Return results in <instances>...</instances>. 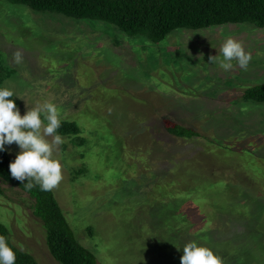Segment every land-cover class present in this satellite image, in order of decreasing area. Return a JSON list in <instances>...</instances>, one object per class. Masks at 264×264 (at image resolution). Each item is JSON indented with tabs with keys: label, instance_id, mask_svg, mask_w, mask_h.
I'll return each mask as SVG.
<instances>
[{
	"label": "rangeland",
	"instance_id": "obj_1",
	"mask_svg": "<svg viewBox=\"0 0 264 264\" xmlns=\"http://www.w3.org/2000/svg\"><path fill=\"white\" fill-rule=\"evenodd\" d=\"M229 37L251 54L246 69L211 63ZM0 68L21 115L51 102L79 126L54 149L63 179L52 191L98 264H181L191 241L223 264H264V103L244 99L264 86V27L177 29L154 42L0 0ZM171 120L197 137L168 133ZM5 150L12 160L20 151ZM32 205L0 180L12 243L39 264H60Z\"/></svg>",
	"mask_w": 264,
	"mask_h": 264
},
{
	"label": "trees",
	"instance_id": "obj_2",
	"mask_svg": "<svg viewBox=\"0 0 264 264\" xmlns=\"http://www.w3.org/2000/svg\"><path fill=\"white\" fill-rule=\"evenodd\" d=\"M38 12H54L75 19H96L109 22L132 35L145 34L154 42L162 41L177 29L200 30L226 24L252 23L264 27V0H13ZM7 76L0 68V87ZM17 106L19 98L15 95ZM244 99L264 103V86L246 89ZM168 133L179 138L197 137L191 128L169 121ZM79 126L62 121L57 133L79 136ZM83 143V141L81 142ZM80 143V144H81ZM13 160L5 150L0 152V180L20 188L33 200L32 212L46 232L51 255L60 264H98L97 257L76 238L52 190L39 186L28 189L24 182L11 176ZM25 183V184H23ZM4 236L16 253L15 264H39L30 253L19 249L10 239L9 229L0 222Z\"/></svg>",
	"mask_w": 264,
	"mask_h": 264
},
{
	"label": "clouds",
	"instance_id": "obj_3",
	"mask_svg": "<svg viewBox=\"0 0 264 264\" xmlns=\"http://www.w3.org/2000/svg\"><path fill=\"white\" fill-rule=\"evenodd\" d=\"M233 60L246 69L251 54L245 51L241 42L229 37L219 54L210 57V61H218L227 71L233 67ZM15 61H22L19 51L15 53ZM14 95L13 90L0 87V152L5 151V145L16 143L20 151L9 164L11 176L21 182L26 179L27 183L23 184L28 189L38 185L40 190L50 191L63 179L62 164L53 155L54 149L64 142L57 133L62 124L60 111L54 103L45 102L21 115L15 99H11ZM44 120L47 121L46 125ZM47 137H52L51 141ZM182 251L181 264H223L222 258L210 247L197 241L187 243ZM15 261V251L8 240L0 235V264H15Z\"/></svg>",
	"mask_w": 264,
	"mask_h": 264
}]
</instances>
